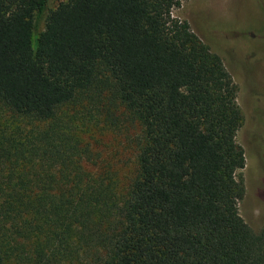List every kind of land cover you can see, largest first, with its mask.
Here are the masks:
<instances>
[{
    "label": "trees",
    "instance_id": "obj_1",
    "mask_svg": "<svg viewBox=\"0 0 264 264\" xmlns=\"http://www.w3.org/2000/svg\"><path fill=\"white\" fill-rule=\"evenodd\" d=\"M181 5L0 0V264H264V225L239 213L237 85ZM102 65L122 114L97 92L69 107ZM129 125L121 187L104 152Z\"/></svg>",
    "mask_w": 264,
    "mask_h": 264
},
{
    "label": "rangeland",
    "instance_id": "obj_2",
    "mask_svg": "<svg viewBox=\"0 0 264 264\" xmlns=\"http://www.w3.org/2000/svg\"><path fill=\"white\" fill-rule=\"evenodd\" d=\"M174 15L187 20L199 36L207 39L237 85V103L245 118L237 141L246 159L238 173L245 189L238 206L244 222L258 232L264 225V0H182ZM93 98L97 99L95 107L99 111L107 109L122 114L115 82L103 65L95 75L93 86L79 97L77 105L69 107L92 106ZM114 102L120 107L116 108ZM127 130L113 151L104 152L118 171L121 187L127 186L135 171V143L140 127L129 125ZM105 135L104 143L114 139L113 133Z\"/></svg>",
    "mask_w": 264,
    "mask_h": 264
}]
</instances>
